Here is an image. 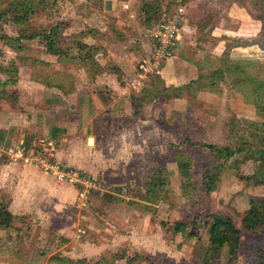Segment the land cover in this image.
Returning <instances> with one entry per match:
<instances>
[{
    "label": "rangeland",
    "instance_id": "rangeland-1",
    "mask_svg": "<svg viewBox=\"0 0 264 264\" xmlns=\"http://www.w3.org/2000/svg\"><path fill=\"white\" fill-rule=\"evenodd\" d=\"M60 1L0 0V47L13 48L5 38L45 37L57 27L56 49L73 64L75 47L88 43L90 35H107L104 41L111 45L121 41L119 49L130 53L126 50L124 60L112 48L120 54L112 58L125 69L115 78L134 88L128 106L136 117L111 121L110 128L121 129L114 143L100 130L58 140L59 162L66 146L83 162L94 155L90 163L100 169L94 175L80 171L91 174L98 188L85 201L66 205L49 196L44 218L13 219L0 239L15 244L0 243V264H259L261 258L246 259L264 256V227L246 231L242 220L251 199L264 200V155L256 154L264 150V0H161L162 18L160 11L151 23L159 25L179 9L183 20L172 55L156 68L148 36L153 28L137 30L147 35L141 38L126 30L123 15L105 17L101 0L77 6ZM134 1L138 17L131 23L145 28L143 9L158 0ZM95 3L98 13L90 17ZM75 9L86 17L85 26L73 30ZM108 66L98 63L92 75L100 77ZM192 68L194 79L187 72ZM88 138L99 142L92 146ZM208 146L229 149L231 156L219 157ZM69 184L76 194L82 188ZM216 214L231 217L242 231L235 257L228 248L214 255L208 250L210 217ZM177 223L186 226L184 233H176ZM86 255L91 260L79 258Z\"/></svg>",
    "mask_w": 264,
    "mask_h": 264
},
{
    "label": "crops",
    "instance_id": "crops-1",
    "mask_svg": "<svg viewBox=\"0 0 264 264\" xmlns=\"http://www.w3.org/2000/svg\"><path fill=\"white\" fill-rule=\"evenodd\" d=\"M89 1L86 2L90 4ZM59 2L61 1L59 0ZM72 2L77 6L76 3L79 4L82 0H72ZM96 4L95 8L93 4L90 7V17H95L98 13L95 10L97 9ZM135 4L134 0H101L100 11L104 12L105 17H114L116 14L118 20L123 15L124 26H130L126 30H134V34H138L137 30L142 32L147 28L140 26L135 28V25L131 23V20H137L138 17L134 11ZM85 17L86 14L75 9L72 15L71 29H80L83 23L84 27ZM104 32L106 33V31ZM119 34L117 37H123L121 32ZM139 36L144 38L147 35ZM106 38L107 35H97L96 33L90 35L88 43L81 41L82 45L88 44L87 46L95 49L96 62L100 66L107 68L110 64L108 72L100 77L92 75L94 65L86 68L79 62L78 56L81 55L79 46L75 47L77 50L71 55L73 64L69 59L63 58L66 56L61 55V52L58 55H52L48 51L45 37L35 36L32 39L30 37L25 39L21 36L20 41L26 40L29 47L20 43H13V48L11 46L3 49L0 47V97L6 94L5 98H0V205H6L14 219L20 220L23 216L41 215L44 218V204L49 201V196L58 199L65 205L68 204V201L71 202L79 198L68 182L56 181L51 176L44 175L36 166L12 160L10 151L16 145L29 146L31 149L37 147L39 139L52 141L56 143L54 156L57 161L59 160V146L57 145L59 139L63 140L73 134H88L89 131L100 130L98 133H109L111 135L109 143H114L117 139L116 135L121 129L117 128L119 132H116L112 129L113 127L110 128L111 121L125 118L135 120L136 116L132 114L130 105L128 106L131 83L122 82L120 84L119 80L115 78L118 73H124V64L117 65V61L112 58L114 55H120L119 53L114 54L112 48L121 50L120 53L124 60H127L130 49H126L128 52L119 49L121 41H116V44L114 41L112 45L106 44L104 41ZM73 40L74 42L78 41L74 37ZM58 45H61L60 42ZM146 46L147 44L143 43V48ZM3 59L7 61L4 62ZM166 61L165 63H167ZM97 66L98 64H95L94 67ZM187 72L189 77L194 79V69H189ZM171 77L170 74L169 79ZM67 88L68 90L64 91ZM102 89L109 91L108 97L101 96ZM70 116L72 117L70 118ZM142 119L140 117L138 120ZM90 139L88 138L87 143L92 146H96L95 142H99L98 138H92V144V142L89 143ZM118 142L121 143V141ZM11 145L14 147L10 148ZM68 148L66 146L61 149L60 162H57L72 166L77 172L87 174L93 179L91 174L80 170H87L94 175L98 168L100 169L90 163L94 155L89 156L87 162H83L70 154L75 150L71 147ZM101 168L103 167L101 166ZM97 188L96 186L94 190ZM64 207L61 206L58 211ZM2 231L0 230V233ZM0 243L1 245L7 244L8 248H12V244H15L12 241H2L1 239ZM67 254L70 253H65V256ZM11 255L10 259H13L15 255ZM25 258L27 259V257ZM36 258L38 260L40 257ZM79 258L91 260L88 255Z\"/></svg>",
    "mask_w": 264,
    "mask_h": 264
},
{
    "label": "trees",
    "instance_id": "trees-1",
    "mask_svg": "<svg viewBox=\"0 0 264 264\" xmlns=\"http://www.w3.org/2000/svg\"><path fill=\"white\" fill-rule=\"evenodd\" d=\"M163 4H164V1L158 0V1H154V3L150 5V8L146 7L143 9L145 14L147 15V21L145 24V27L147 29L148 27L158 28L164 22V20H161L162 22L160 21L159 25L158 24L155 25V23L154 24L151 23V20L155 18V15H157V13H159L160 11H161L160 14L162 13ZM17 7H19V9L21 8V10L23 8L20 5H17ZM0 18H1V15H0ZM160 18H162V14ZM26 20L27 18L24 17L20 19L19 22L22 23V22H25ZM51 30L52 31L50 35L45 36V40L47 42V48H48V51L52 55H58V50L56 49V47L57 48L59 47L58 39H57L58 36L53 35V32L57 30V27H53ZM32 38H35V36L30 37V39ZM5 40H7V42H12V43L13 42L15 43L16 41L21 42L20 41L21 36L16 37V38H13V37L5 38ZM79 50H80L81 55L78 56V60L83 66H85L86 68H90V65L95 66V64H98L95 58V52H94L95 49L87 45L85 46L79 45ZM85 54L88 55L90 58L88 59L85 56ZM89 60L91 61V63ZM208 148L212 150L213 152H215L216 154H218L219 157H230L231 156V153L230 154L228 153L230 152L229 149L220 150L214 146H208ZM256 154L264 155V150L257 151ZM263 168H264V165H263ZM208 179L211 180L212 183L214 182L213 177L208 176ZM211 187L212 186L210 184L209 188ZM210 218L212 219V228H211L210 235H209L210 244H209L208 250L211 251V253L214 255V254H217L219 251L223 250L224 248H228L230 257H235L239 253V249L241 246V236H242L241 229L238 228L237 224L231 217L216 214V215L211 216ZM13 219H14V216L9 212L7 206L4 204H1L0 205V230L7 231L8 229H10ZM242 226L244 230L251 231V232L258 231L264 227V200L256 199V198L251 199V206H250V209L244 215V218L242 220ZM175 231L176 233H184L186 231V226L182 223H177L175 225ZM259 259H260V263L263 264L264 256L258 257L257 259L255 258L250 259V255H249L246 261L255 262Z\"/></svg>",
    "mask_w": 264,
    "mask_h": 264
},
{
    "label": "built area",
    "instance_id": "built-area-1",
    "mask_svg": "<svg viewBox=\"0 0 264 264\" xmlns=\"http://www.w3.org/2000/svg\"><path fill=\"white\" fill-rule=\"evenodd\" d=\"M182 20V11L179 9L173 16L165 19L158 28L149 30L148 36L153 42L154 68L172 55L179 40ZM55 150L56 143L42 140L37 147L31 149L29 146L18 145L11 151L10 156L12 160L25 163V165L35 164L46 175L54 176L58 181L69 182L74 186L80 185L82 188L78 190V196L85 201L96 188L95 182L90 176L77 172L72 166L58 163L54 156Z\"/></svg>",
    "mask_w": 264,
    "mask_h": 264
},
{
    "label": "water",
    "instance_id": "water-1",
    "mask_svg": "<svg viewBox=\"0 0 264 264\" xmlns=\"http://www.w3.org/2000/svg\"><path fill=\"white\" fill-rule=\"evenodd\" d=\"M91 142H92V144H93V139H92V138L89 140V143H91Z\"/></svg>",
    "mask_w": 264,
    "mask_h": 264
}]
</instances>
